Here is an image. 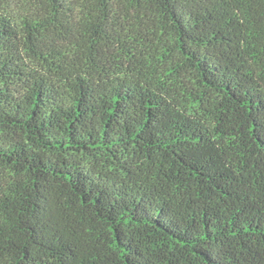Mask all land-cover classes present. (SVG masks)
Instances as JSON below:
<instances>
[{
  "label": "trees",
  "instance_id": "16d2710c",
  "mask_svg": "<svg viewBox=\"0 0 264 264\" xmlns=\"http://www.w3.org/2000/svg\"><path fill=\"white\" fill-rule=\"evenodd\" d=\"M0 264H264V0H0Z\"/></svg>",
  "mask_w": 264,
  "mask_h": 264
}]
</instances>
